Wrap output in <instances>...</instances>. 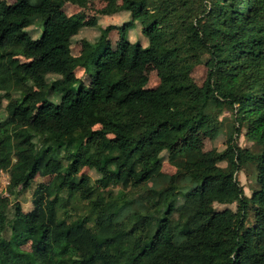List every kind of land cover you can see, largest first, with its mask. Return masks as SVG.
Returning a JSON list of instances; mask_svg holds the SVG:
<instances>
[{"label": "trees", "instance_id": "obj_1", "mask_svg": "<svg viewBox=\"0 0 264 264\" xmlns=\"http://www.w3.org/2000/svg\"><path fill=\"white\" fill-rule=\"evenodd\" d=\"M67 1L0 0V174L11 198L0 196V264H264V0H122L97 12L127 15L106 27L68 17ZM89 28L98 36L73 56ZM132 29L143 42L129 41ZM113 30L128 54L104 46ZM147 63L152 89L127 75ZM195 134L223 136L224 147L203 151ZM37 176L49 182L33 187Z\"/></svg>", "mask_w": 264, "mask_h": 264}, {"label": "rangeland", "instance_id": "obj_2", "mask_svg": "<svg viewBox=\"0 0 264 264\" xmlns=\"http://www.w3.org/2000/svg\"><path fill=\"white\" fill-rule=\"evenodd\" d=\"M5 1L8 4H11L14 0H1ZM53 2H57V0H53ZM122 0H68L65 2L62 6V11L68 16V17H74L80 21H86L91 19L92 17H96L98 19V26L99 27H106L108 25H114V26H120L126 19L127 15L125 14H118L112 17H104L102 15L97 14V12L103 8H117L121 5ZM29 33L31 34L33 39L40 38L42 33V27H39L37 29L31 28L29 30ZM99 34V31L97 28H89L84 29L78 37L73 41L71 46V53L73 56L79 55L81 52V43L80 41L82 39H87L89 41H93ZM138 40H142V37L140 35V30L137 29L134 31L132 29L129 32V41L135 42ZM105 47L111 48L112 50L121 53L128 54L131 50L130 46H123L119 44V35L117 30H113L106 41ZM118 47V49H117ZM206 74V69L204 66L200 65L195 67L192 70L191 77L194 80V82L197 85H201L204 81ZM77 76L81 77L83 82V87L85 90L91 89V81L90 77L86 74H81L80 72L76 73ZM127 75L130 79H137L140 75H144L147 77V88H155L158 83L159 79L157 76V71L155 66L152 63H147L142 66L140 70H128ZM113 108V104L111 103L107 108V112H111ZM223 108V114L221 118H226L227 120H230L231 118V110L228 107ZM2 113V112H0ZM131 115L134 118L136 122H138L141 126L146 127L147 126V117L145 115H142L136 110L131 111ZM224 141L225 138L223 136H220L216 142L212 143L209 141L206 137L202 136L201 134H195L193 137L192 144L195 146L200 147L203 151H209L213 146H216L217 148H223L224 147ZM238 144L241 147H247L249 143L243 138L240 137L238 139ZM178 145H173L172 149H177ZM162 172L164 174L170 175V176H176V170L175 168L170 165L168 160L165 159V161L162 164ZM80 174H86L92 179L96 178V174L92 170H88L87 168H83L80 171ZM250 175L240 173L239 180L241 185L243 186L244 193L247 197H250L251 195V187L253 186V183L251 182ZM50 177H42L37 176L34 180L33 187H35L39 183H48ZM9 183V175L7 173H1L0 174V196L7 198L11 201V198L8 197V194L6 192V187ZM32 187V188H33ZM31 195H32V189L27 191L24 196L20 198V202L23 206V210L29 211L32 209V201H31ZM11 203L8 206V212L11 211ZM83 206V205H82ZM251 209H255V206L252 202H250ZM8 231H6L5 236L8 237Z\"/></svg>", "mask_w": 264, "mask_h": 264}, {"label": "crops", "instance_id": "obj_3", "mask_svg": "<svg viewBox=\"0 0 264 264\" xmlns=\"http://www.w3.org/2000/svg\"><path fill=\"white\" fill-rule=\"evenodd\" d=\"M117 49H118V47H117Z\"/></svg>", "mask_w": 264, "mask_h": 264}]
</instances>
